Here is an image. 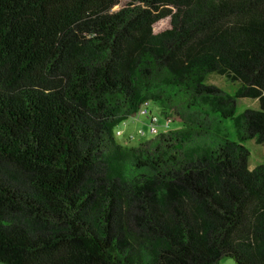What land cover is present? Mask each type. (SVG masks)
<instances>
[{"label":"trees","instance_id":"16d2710c","mask_svg":"<svg viewBox=\"0 0 264 264\" xmlns=\"http://www.w3.org/2000/svg\"><path fill=\"white\" fill-rule=\"evenodd\" d=\"M147 101L176 126L118 140ZM248 140L264 0H0V262L264 264Z\"/></svg>","mask_w":264,"mask_h":264},{"label":"rangeland","instance_id":"374dc122","mask_svg":"<svg viewBox=\"0 0 264 264\" xmlns=\"http://www.w3.org/2000/svg\"><path fill=\"white\" fill-rule=\"evenodd\" d=\"M207 82L212 85H216L219 87H222L223 89H229L231 87V83L226 79L225 76L219 75V74H211L209 78L207 79ZM239 103L241 106H239V112L244 110V106L246 107H258V100L253 99H239ZM151 110L153 113L157 114L159 116V123L157 125V133L152 134L148 131L151 119L147 115L138 114L135 117L129 118L122 122L119 128L116 130V137L121 142L126 143L129 146H135L138 145L140 142H146L149 139H152L156 137L159 134H162L163 132L169 131L171 128H174L176 125L173 124V122L167 121V119L164 117L162 112L153 104L151 103ZM227 125L230 129V132L232 134V137L237 140V129L235 127V123L233 120H228ZM145 129L147 133L145 135H138L135 139L131 140L128 138V135L133 132H137L139 129ZM118 130H124L123 135H118ZM130 140V141H129ZM246 146L251 152V156L249 159V168L253 169L256 166L264 163V145H259L255 142V140H248L245 142ZM3 178L5 180L8 179L6 174H3ZM9 184V182H8ZM120 212L123 214V219L127 224H133L134 221V213L125 212L124 207H121ZM0 264H6L3 262H0ZM222 264H236L235 260L232 257H226L223 259Z\"/></svg>","mask_w":264,"mask_h":264},{"label":"built area","instance_id":"2783aa9c","mask_svg":"<svg viewBox=\"0 0 264 264\" xmlns=\"http://www.w3.org/2000/svg\"><path fill=\"white\" fill-rule=\"evenodd\" d=\"M139 114L147 115L150 117L151 123H150L148 131L152 134L157 133V131H158L157 125H158L160 119H159V116L157 114L153 113V111L151 110V102L150 101H147L142 105ZM146 133H147V131L145 129L141 128L137 132L130 133L128 135V138L133 140L138 135L142 136V135H145ZM117 134L123 135L124 130H118Z\"/></svg>","mask_w":264,"mask_h":264}]
</instances>
